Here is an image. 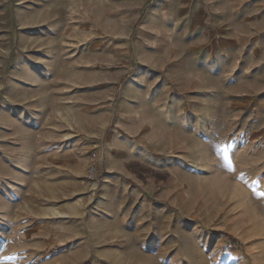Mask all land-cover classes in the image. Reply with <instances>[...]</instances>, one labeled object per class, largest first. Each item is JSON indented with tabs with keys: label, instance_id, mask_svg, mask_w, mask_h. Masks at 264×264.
Instances as JSON below:
<instances>
[{
	"label": "rangeland",
	"instance_id": "1",
	"mask_svg": "<svg viewBox=\"0 0 264 264\" xmlns=\"http://www.w3.org/2000/svg\"><path fill=\"white\" fill-rule=\"evenodd\" d=\"M203 1L0 0V198L31 194L0 264H264V9L217 24ZM44 81L65 137L25 183L12 103Z\"/></svg>",
	"mask_w": 264,
	"mask_h": 264
},
{
	"label": "crops",
	"instance_id": "2",
	"mask_svg": "<svg viewBox=\"0 0 264 264\" xmlns=\"http://www.w3.org/2000/svg\"><path fill=\"white\" fill-rule=\"evenodd\" d=\"M203 8L200 7L199 9H197L196 14L194 16V19H197L199 17H203V20L206 18V16L208 15V12H211L215 15V19L217 24L222 22H229V20L227 21L226 17L227 14L224 12V9H228L230 11V14L232 16H234L236 13H238L236 10L240 8L241 6V2H238L236 0H229V1H225L223 4H220L214 1H209V0H205L203 1ZM247 7L251 10L248 11L245 15L244 18L247 16V18L251 19L254 17H259L261 16V14L256 10V9H264V0H257V1H253L250 2L249 4H247ZM264 12V11H263ZM42 69H40L41 72ZM41 76V75H40ZM32 78L36 79V77L33 75ZM45 81L43 82V86H42V82L40 83L38 90L35 91V89L33 90V92L30 93V95L27 96V93H24V98L23 99H18V100H14L12 104H23V111L24 114L27 112L29 114V116H27L25 118V122L23 124V129L25 130L23 135L26 134L25 136H32L31 139L29 140H21L19 137V133L12 131L11 130V136L13 137V139L15 140V143H11L13 145L14 148H16L15 150L17 151V153L23 152L24 153V161L26 160L25 158L27 157L26 155H28L29 157H31L30 161L28 164H31V166L29 168H27L28 164L25 165V169L27 170V172L23 173L24 178V182L25 183H29L31 181V175L32 173H36L35 169H33V167H36L33 164H38V167L40 168H44L45 165L43 164L44 160L47 159V154L49 151V146H52L53 140H56L55 142H60L58 139L61 137H65L64 136H59L60 130L59 127L52 123L51 125H49V116H48V111L47 108H45V110H43L42 108H37L36 106H34L35 104L39 103L41 104L42 102H46L47 100V85L44 84ZM58 87L63 90V87H65L62 84H58ZM37 88V87H36ZM11 103V101L9 102ZM12 107H9V105H7V107L5 109H11ZM8 110V111H9ZM17 111V110H16ZM12 113V111H11ZM8 116L12 117V115L9 113ZM15 119V116L13 117ZM9 123L12 124L11 121H8ZM14 128L15 127V123H13L12 125L9 126V128ZM17 136V137H16ZM114 150V148H112ZM106 152H110L111 149L107 148ZM119 150V149H116ZM112 151V150H111ZM121 151V150H120ZM38 156L37 160H32L33 157ZM204 156V154H203ZM49 158H56L60 157L56 154H49L48 155ZM112 157V155H111ZM23 159V158H22ZM69 158L63 157L61 159V161L56 160L58 163L61 162V165L63 164H68V160ZM42 160V165L40 164ZM64 160V161H63ZM13 166H11V168L13 169V173L16 175L17 172V168H21L18 166V164H16V161H14V163L12 164ZM108 168L112 169L113 168V160L110 159L109 160V164H108ZM18 173H21V170L18 169ZM17 177V176H15ZM28 179V180H27ZM20 180V181H19ZM18 182H22L21 179H19ZM13 185L17 184L18 187H20L19 185H21L20 183L17 182H11ZM17 187V186H15ZM17 187V190H18ZM16 188H14V190L10 189V191L8 192V196L7 197H3V199H1V201L6 204L7 203V207H5L4 205H1L2 208H0V216L3 215H9L12 217V222L13 224H21L22 227L27 226L25 223L27 220H30L29 217L26 218H22L25 217L27 215H29V213L31 212L30 208L26 205V203H30L31 201V194H29L28 192H25L26 189H24L23 194H19L17 192ZM7 210V212H5ZM38 223L40 224L41 222L38 221ZM43 229V228H42ZM45 229V228H44ZM20 231H23V229H20ZM27 232V229L23 231L22 235H25V233ZM46 237L47 234H45L44 232L42 234H39L37 240H35L36 243L41 244L42 242H44V238L41 237ZM45 245L47 243H44Z\"/></svg>",
	"mask_w": 264,
	"mask_h": 264
},
{
	"label": "built area",
	"instance_id": "3",
	"mask_svg": "<svg viewBox=\"0 0 264 264\" xmlns=\"http://www.w3.org/2000/svg\"><path fill=\"white\" fill-rule=\"evenodd\" d=\"M96 163H97V156L95 153H93L88 157V168L86 172H87V177L89 180L94 178L96 174V170H97Z\"/></svg>",
	"mask_w": 264,
	"mask_h": 264
},
{
	"label": "bare ground",
	"instance_id": "4",
	"mask_svg": "<svg viewBox=\"0 0 264 264\" xmlns=\"http://www.w3.org/2000/svg\"><path fill=\"white\" fill-rule=\"evenodd\" d=\"M92 196V195H91Z\"/></svg>",
	"mask_w": 264,
	"mask_h": 264
},
{
	"label": "snow or ice",
	"instance_id": "5",
	"mask_svg": "<svg viewBox=\"0 0 264 264\" xmlns=\"http://www.w3.org/2000/svg\"><path fill=\"white\" fill-rule=\"evenodd\" d=\"M223 150V149H222Z\"/></svg>",
	"mask_w": 264,
	"mask_h": 264
}]
</instances>
